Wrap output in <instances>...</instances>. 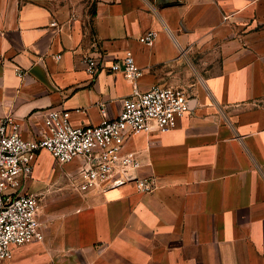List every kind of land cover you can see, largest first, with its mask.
<instances>
[{
  "label": "crops",
  "instance_id": "0c3cea01",
  "mask_svg": "<svg viewBox=\"0 0 264 264\" xmlns=\"http://www.w3.org/2000/svg\"><path fill=\"white\" fill-rule=\"evenodd\" d=\"M149 30L152 45L138 40ZM128 50L135 82L108 69ZM87 56L105 69L90 75ZM153 85L191 98L170 130L128 141L155 190L67 192L72 164L59 172L42 150L23 191L44 239L5 264H264V0H0V117L23 137L49 108L98 124Z\"/></svg>",
  "mask_w": 264,
  "mask_h": 264
},
{
  "label": "built area",
  "instance_id": "2783aa9c",
  "mask_svg": "<svg viewBox=\"0 0 264 264\" xmlns=\"http://www.w3.org/2000/svg\"><path fill=\"white\" fill-rule=\"evenodd\" d=\"M155 36L156 32L149 30L138 40L152 45ZM103 61L87 56V72L93 76L105 69ZM108 69L133 82L141 75L129 50ZM16 72L23 75L21 70ZM190 99L180 87L153 85L121 98L113 118L80 127L70 123L67 111L49 108L43 113L42 129L32 138L22 136L20 124L12 116L0 117V264L11 257L13 246L44 239L39 197L23 191L42 150L58 164H72L64 175L68 190L104 193L133 184L137 191L150 193L157 186L156 177L141 174L140 153L128 149V141L137 132L149 131L151 123L159 131L170 130L177 118L190 112Z\"/></svg>",
  "mask_w": 264,
  "mask_h": 264
},
{
  "label": "rangeland",
  "instance_id": "374dc122",
  "mask_svg": "<svg viewBox=\"0 0 264 264\" xmlns=\"http://www.w3.org/2000/svg\"><path fill=\"white\" fill-rule=\"evenodd\" d=\"M80 1H88V3L90 2V0H80ZM88 9H89V11H91L92 4L91 5L88 4ZM55 164H56L55 166L58 167L59 172L69 169L67 164L66 165H61V164H58L56 162H55ZM60 188L65 190V191H67V192H69V190L67 189V186L65 185V183L62 186H60Z\"/></svg>",
  "mask_w": 264,
  "mask_h": 264
}]
</instances>
